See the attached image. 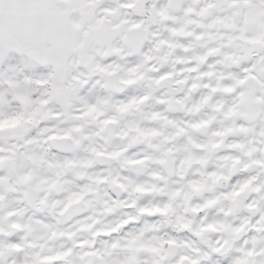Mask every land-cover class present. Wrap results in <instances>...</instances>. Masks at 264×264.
I'll return each mask as SVG.
<instances>
[{
    "label": "snow or ice",
    "instance_id": "1",
    "mask_svg": "<svg viewBox=\"0 0 264 264\" xmlns=\"http://www.w3.org/2000/svg\"><path fill=\"white\" fill-rule=\"evenodd\" d=\"M0 264H264V0H0Z\"/></svg>",
    "mask_w": 264,
    "mask_h": 264
}]
</instances>
